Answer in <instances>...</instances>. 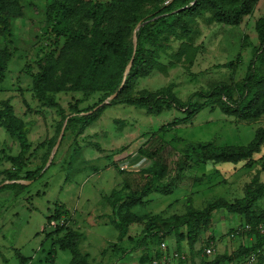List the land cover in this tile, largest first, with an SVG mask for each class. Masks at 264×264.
I'll return each mask as SVG.
<instances>
[{
	"label": "rangeland",
	"instance_id": "obj_1",
	"mask_svg": "<svg viewBox=\"0 0 264 264\" xmlns=\"http://www.w3.org/2000/svg\"><path fill=\"white\" fill-rule=\"evenodd\" d=\"M45 4L46 0H21L22 15L11 19V35L0 38V47H6L10 52L8 68L0 79V100H10L16 115L27 126L32 144L30 150L33 153L21 176L26 171L41 170L36 179L17 182L25 185L22 189L0 191V264H21L18 255L27 258L24 264H71L70 253L53 245L51 238H46V233L51 230L46 217L52 213L55 202L64 203L72 211L68 226L84 234L80 249L88 254L90 264H143L140 260L143 253L149 259L158 260L162 255L153 258L157 243L154 239L153 243L146 242L145 248L139 247L140 225L130 227V240H117V230L111 224V208L103 198L119 185L121 177L109 159L112 157L115 162H123L139 147L153 148L164 140L166 145L162 154L168 166L173 168L188 144L223 146L248 143L257 128H264V115L255 121H241L223 115L218 109L207 108L191 122L178 125L175 121L181 114L176 110L148 115L138 107L111 105L82 135L74 139L68 131L52 163L46 165L52 149L44 162L47 152L41 143L55 134V127L61 124V119L56 108L46 106L34 97L31 76L26 72V66L33 64L39 49L47 45V35L40 30ZM261 16H264V0H259L254 11L236 26L209 23V14L196 18L190 22L192 32L187 39L198 46L193 64L177 62L169 65L165 72L154 71L138 78L135 88L154 90L171 84L176 95L186 99L196 90H207L214 82L241 81L259 45L254 25ZM162 43L164 50L160 61L168 64V56L177 50L180 40L167 34ZM35 71L33 65L31 72ZM99 96L95 93L84 97L80 92H69L59 93L56 97L69 114V104L76 99H81L78 108L82 109L95 103ZM118 118L125 121L124 126L115 122ZM161 127L164 131L159 129ZM18 153L16 139L0 127V186L13 183L9 182L13 180L6 179V172L13 171V167L5 156ZM148 163L143 158L137 165L141 167ZM186 173L181 186L172 194L153 193L146 206L136 205L132 211L170 215L184 212L189 203L201 208L214 198L233 200L241 197L254 176L264 181V144L249 166L243 163H198ZM191 175L202 179L192 184ZM257 206H264V197L258 200ZM241 223L236 214L223 209L215 211L209 227L195 245V254L190 253L185 241L181 248L176 247L174 238L169 236L163 241L168 259L158 264H179L180 260L185 264L199 262L203 255L198 252L201 248L212 247L215 256L231 253L239 244L250 245L254 236L241 234ZM225 264H264V248L250 252L244 259Z\"/></svg>",
	"mask_w": 264,
	"mask_h": 264
},
{
	"label": "trees",
	"instance_id": "obj_2",
	"mask_svg": "<svg viewBox=\"0 0 264 264\" xmlns=\"http://www.w3.org/2000/svg\"><path fill=\"white\" fill-rule=\"evenodd\" d=\"M259 0H46L42 33L47 35V45L41 47L32 65L26 66L31 76V89L34 97L46 106L56 108L61 124L55 127V134L44 140L41 146L48 153L54 146L61 127H65L61 142L68 136L74 139L96 122L102 112L111 105L124 104L141 108L148 115H159L165 111L176 110L181 117L176 124H186L202 110L218 109L223 115L241 121H255L264 115V16L255 21L254 29L259 42L254 60L247 68L241 81L214 82L207 90H196L186 99L179 98L172 85H163L157 89H136L138 78L150 73L165 72L169 65L180 62L184 65L193 64L198 53L187 39L192 28L190 22L198 17L209 14V23L229 26L239 25L245 16L250 15ZM22 15L21 0H0V38L11 35V19ZM138 23L142 25L136 31V47L134 50L132 35ZM167 34L179 39L177 50L168 56L169 62L160 61L164 50L162 38ZM132 63L124 82L123 74L126 66ZM10 52L0 47V79L8 68ZM238 61V60H237ZM257 65H256V64ZM231 64V63H230ZM234 64V63H233ZM36 68L34 73L31 68ZM123 83V84H122ZM122 85V86H121ZM80 92L84 97L100 94L98 100L82 109L78 106L81 99L69 104L71 113L66 114L57 100V94ZM117 92L114 99L105 102L108 96ZM99 107L94 109L96 106ZM119 126H124L123 119H115ZM0 127L14 137L19 145V153L6 155L12 164L13 171L6 172L7 180H34L41 175V170L26 171L31 152V141L28 128L23 120L16 115L10 100H0ZM164 131V127L159 128ZM74 141V140H73ZM264 144V128L256 129L253 138L244 145L216 146L212 143L188 144L183 153L171 168L162 154L166 145L160 140L153 148L139 147L135 155L145 158L149 163L134 169L120 170L117 162H112L121 182L104 200L111 208V224L117 230V240H130V227L134 224L142 226L139 247L156 243L153 258L161 255L160 244L165 238L172 236L176 247L181 248L185 241L193 255L194 248L203 231L209 227L212 214L218 210L236 214L242 221L241 234L253 235L250 245L239 244L231 253H219L211 258L203 253L199 262L190 264H225L244 259L250 252L264 248V206L258 207L257 202L264 197V181L254 176L246 185L244 194L239 198L227 200L222 197L208 201L203 207L186 206L182 213L164 215L161 213H135L136 205L146 206L149 196L153 193L172 194L180 183L198 163L232 164L243 163L249 166L253 156L259 153ZM58 146V148H59ZM74 150L75 147L73 148ZM73 150V151H74ZM52 163V162H51ZM192 184L200 182L201 177L189 176ZM25 185L13 182L0 186L22 189ZM186 189L187 186H186ZM72 218L70 211L62 202H55L52 213L46 217V223L62 221L51 227L46 238H51L53 245L70 253L71 264H90L88 254L80 249L84 234L68 226ZM261 224V232L257 226ZM249 225L250 229H244ZM234 232V230L232 231ZM231 232V233H232ZM208 243L205 244V247ZM21 264L27 258L18 255ZM140 260L152 264L146 253ZM179 264H185L180 260Z\"/></svg>",
	"mask_w": 264,
	"mask_h": 264
},
{
	"label": "built area",
	"instance_id": "obj_3",
	"mask_svg": "<svg viewBox=\"0 0 264 264\" xmlns=\"http://www.w3.org/2000/svg\"><path fill=\"white\" fill-rule=\"evenodd\" d=\"M143 158H141V159H139L136 163H130L127 159H125V161H123V162H117V164H118V168L120 169V170H128V169H134V168H136V166H138L137 164H138V162L139 161H141ZM139 167V166H138ZM59 225V224H62V221H59V222H57V221H51L50 223H49V226H51V227H54V226H56V225ZM257 228L262 232L263 231V226L261 225V224H259L258 226H257ZM244 229H250V226L249 225H245V227H244ZM160 250H161V257L162 258H160V259H154L153 261H152V264H158L159 262H161V261H165L166 259H168V255H167V248H166V244L164 243V242H161V244H160ZM165 250V251H164ZM204 254H205V256H208V257H211V255H213L214 254V249L212 248V247H207V248H205L204 249ZM173 256L174 257H176L177 256V253L176 252H174L173 253Z\"/></svg>",
	"mask_w": 264,
	"mask_h": 264
},
{
	"label": "water",
	"instance_id": "obj_4",
	"mask_svg": "<svg viewBox=\"0 0 264 264\" xmlns=\"http://www.w3.org/2000/svg\"><path fill=\"white\" fill-rule=\"evenodd\" d=\"M141 25H142V23H138V24L136 25V27L134 28L133 35H132V41H133L134 50H135V47H136V40H137V38H136V31H137V29H138ZM132 59H133V56H132L130 62L128 63V65H127L126 68H125V71H124V74H123V82H124V79H125L127 73H128L129 70H130L131 63H132ZM122 84H123V83H122ZM121 86H122V85H121ZM116 95H117V92L111 94L110 96L107 97V99L105 100V102H108L109 100L114 99V98L116 97ZM98 107H99V105L96 106L94 109H97ZM64 127H65V122H64V125H63L62 128H61V131H60V133H59V136H58V138H57V141L55 142V144H54V146H53V148H52L51 154H50V156H49V158H48V161H47L46 165H48V164L51 162L52 158L54 157V155H55V153H56V150H57V148H58V146H59L60 140H61L62 135H63ZM9 182H22V180H13V181H9Z\"/></svg>",
	"mask_w": 264,
	"mask_h": 264
},
{
	"label": "crops",
	"instance_id": "obj_5",
	"mask_svg": "<svg viewBox=\"0 0 264 264\" xmlns=\"http://www.w3.org/2000/svg\"><path fill=\"white\" fill-rule=\"evenodd\" d=\"M130 163H136L138 160H139V158L135 155V154H133L131 157H129L128 159H127ZM69 209V208H68ZM70 210V209H69ZM71 211V210H70Z\"/></svg>",
	"mask_w": 264,
	"mask_h": 264
}]
</instances>
